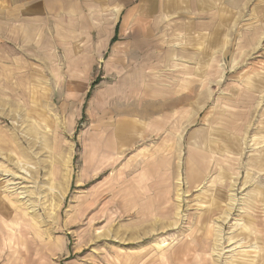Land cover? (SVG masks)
<instances>
[{
    "label": "rangeland",
    "instance_id": "374dc122",
    "mask_svg": "<svg viewBox=\"0 0 264 264\" xmlns=\"http://www.w3.org/2000/svg\"><path fill=\"white\" fill-rule=\"evenodd\" d=\"M161 1L80 0L68 8L74 15L65 29L45 30L53 37L16 45L6 54L0 46V99L17 104H0V127L13 128L14 136L0 144V264H264V18L254 11L228 34L222 74L213 71L212 102L185 129L196 147L206 143L193 152L205 169L210 160L214 169L193 185L187 184L186 168L181 170L176 222L157 218L133 229L129 216L114 213L110 222L93 223V215L85 225L81 206L90 207L89 200L102 193L91 214L105 212V203L118 198L104 196V182L121 165L103 168L99 153L92 157V176L83 181L91 132L99 127L93 121L109 106L123 104L114 95L116 78L108 76V68L124 70L126 53L125 65L134 69L147 48L141 40L163 38L157 29L163 14L156 11ZM118 18V39L111 46ZM143 23L156 29L141 28ZM118 46L122 52L115 57ZM220 89L232 97L223 106L239 121H209L220 113ZM156 141L154 148L164 149L165 157L171 141L165 136ZM188 146L193 147L187 142L182 148V162ZM124 148L123 162L145 150ZM107 150L109 157L113 151ZM84 183L89 185L81 187ZM149 198L142 202L151 210ZM77 210L84 225L74 221Z\"/></svg>",
    "mask_w": 264,
    "mask_h": 264
},
{
    "label": "crops",
    "instance_id": "0c3cea01",
    "mask_svg": "<svg viewBox=\"0 0 264 264\" xmlns=\"http://www.w3.org/2000/svg\"><path fill=\"white\" fill-rule=\"evenodd\" d=\"M76 2L80 0H0V46L3 48V54L16 45H33L37 39L53 37L45 30L53 31L60 27L65 29L68 17L74 15L73 12H68V8H73ZM156 11L163 14L158 17V22L161 23L156 21L157 29L163 30V38L158 39V43L153 39L141 40V46L147 48L134 69H130L132 64L126 67V53L121 55L120 46L113 49L115 57L123 56L124 70L109 66L108 76L112 73L116 78L114 95L123 104L113 108L109 106L106 117V112H103L101 117L93 121L99 127H95L94 132H91L93 134L89 140V152L91 151L92 155L89 154L87 174L85 173L83 181L87 182L92 176V168L96 167L92 157L99 153V157H103V168L107 165L111 170L116 164L121 165L118 172L112 174L111 170L110 181L106 179L104 182L107 187L104 196L111 195L119 199L105 203L107 212L91 214L101 204L102 201L98 198L102 193L89 200L90 207L81 206L83 219L87 218L86 226L93 215V223H101L106 219L110 222L117 214L127 215L131 219L129 227L133 229L146 225L147 221L152 224L157 218H161L162 222H176L179 201L178 197H175V187L181 170L186 168L187 184L193 185L201 182L206 176L205 173L214 169L211 160L208 161V169H205L206 163L198 161L194 154V150L199 151L206 143L203 141L196 147L197 140L187 138L184 133L192 122L196 123V113L202 114L212 102L215 83L213 71L218 70L219 74H222L223 56L227 55L224 47L228 42V34L241 26L240 21L245 13H262L264 18V0H162L161 9L157 8ZM168 15H171L170 21H167ZM120 24L121 18H118L110 40L111 46L118 39ZM145 26L151 30L156 29L151 23L140 24L141 28ZM128 45L131 46V43ZM25 82L22 81L23 84ZM224 86L227 87V84H223ZM11 92L14 90L11 89ZM220 93L223 95L216 98L221 108L220 113L213 118L210 116L209 121H239L230 117L228 109L223 106H227L228 98L232 97L225 96L228 95L227 90L223 89ZM6 99H0L2 106L17 105L14 100ZM181 115H185L182 122ZM10 131H13V128ZM10 131L0 127L1 145L10 143V138L14 140ZM164 136L171 141L165 145L169 146L165 157L164 149L153 146L158 143L157 139ZM187 142L193 147L188 146L189 156L182 162L181 151ZM126 145L141 146L136 153L145 150L123 162L122 154L128 152L124 148ZM107 149L113 151L109 157L104 156L105 151L109 152ZM104 171L106 170L103 169L102 173ZM88 185L84 183L81 187ZM131 193L134 195V207ZM148 196V201H151L149 204L153 206L151 210L142 202ZM127 201L132 204L128 209L124 205ZM112 202L116 206L112 210L113 213L109 212V204ZM79 216L77 210L74 221L84 225V220L82 222ZM102 217L105 218L101 219Z\"/></svg>",
    "mask_w": 264,
    "mask_h": 264
}]
</instances>
